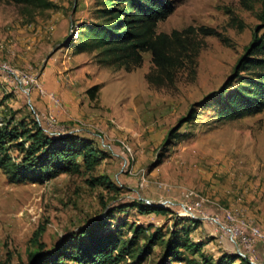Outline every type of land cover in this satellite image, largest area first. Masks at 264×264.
Instances as JSON below:
<instances>
[{
  "label": "rangeland",
  "instance_id": "374dc122",
  "mask_svg": "<svg viewBox=\"0 0 264 264\" xmlns=\"http://www.w3.org/2000/svg\"><path fill=\"white\" fill-rule=\"evenodd\" d=\"M169 1L174 10L158 23L157 33L192 28L197 56L194 69L180 70L172 83L160 87L145 79L152 69L149 53L139 68L126 72L100 63L95 51L75 52L81 25L92 23L101 8L98 0H51L54 8L34 12L0 1V63L27 73L46 95L34 89L26 97L0 74V129L9 120L34 129L38 114L46 135H74L91 143L99 157L93 170L40 184H10L0 171V264H28L30 252L75 247L82 230L138 202L167 212L140 215L127 208L111 214L97 233L123 226L120 232L129 238L130 227L150 226L149 233L160 230L167 239L179 221L187 241L202 245L200 254L215 264L222 254L238 255L239 245L210 221L198 219L192 227L184 210L191 208L200 218L218 216L221 222L230 212L264 229V110L225 118L235 87L215 96L234 76L254 34L263 33L258 27L264 0L251 6L242 0ZM201 27L219 37L203 36ZM95 86L90 98L87 91ZM193 109V120L165 146L171 130ZM100 177L113 187L90 185ZM190 193L202 199V208L194 207ZM39 227L43 231L33 245ZM163 250L155 246L143 264H160ZM182 253L204 264L199 254ZM248 255L264 262L263 253Z\"/></svg>",
  "mask_w": 264,
  "mask_h": 264
},
{
  "label": "trees",
  "instance_id": "16d2710c",
  "mask_svg": "<svg viewBox=\"0 0 264 264\" xmlns=\"http://www.w3.org/2000/svg\"><path fill=\"white\" fill-rule=\"evenodd\" d=\"M25 8L26 11H44L55 7L51 0H0ZM257 0H242L249 6ZM101 8L95 11L92 23H84L79 29L76 53L97 52L99 62L108 66L124 68L126 72L139 68L143 54L149 53L152 69L145 79L149 85L164 86L172 83L180 70L195 67L197 47L191 38L194 30L170 34L157 33V25L173 12L169 0H98ZM262 25L258 29L263 33L254 37L245 47L234 68V76L215 93L223 97L235 87L227 97L224 109L225 118H243L264 110V10L260 15ZM203 36L219 35L205 27L198 29ZM70 48H73L70 45ZM97 86L87 94L93 98ZM214 96V95H213ZM212 98V97H211ZM193 109L187 118L179 120L178 126L171 130L165 146H169L180 127L195 117ZM27 129L22 123L9 120L0 129V171L10 184H40L62 174H80L90 171L98 164V152L92 144L74 135L54 137L46 135L39 125ZM14 151V155L11 152ZM91 186L106 189L113 184L106 177L93 179ZM135 209L140 215L166 213L167 210L142 202L125 205L111 214ZM105 219L89 226L77 235L76 246L59 245L48 252L34 251L28 254V264H143L155 246L164 247L160 264H198L195 259L185 257L182 251L192 256L199 254L204 264L207 261L200 249L202 245L188 242L182 222H175L167 239L160 230L149 233L150 226L130 227L131 237L123 236L120 229L112 233L99 234L98 230L108 226L110 213ZM198 223L191 220L193 227ZM43 231L39 227L31 244H35ZM262 247V246H261ZM74 249L75 253L69 250ZM263 248V247H262ZM251 264L236 253L222 254L215 264Z\"/></svg>",
  "mask_w": 264,
  "mask_h": 264
},
{
  "label": "built area",
  "instance_id": "2783aa9c",
  "mask_svg": "<svg viewBox=\"0 0 264 264\" xmlns=\"http://www.w3.org/2000/svg\"><path fill=\"white\" fill-rule=\"evenodd\" d=\"M0 74L8 75L9 81L6 82L9 85H14L15 88H18L23 95L29 97L32 90L37 89L40 94L46 96L44 92L40 89L37 81H34L32 77H30L27 73L18 72L14 69H11L7 64L0 63ZM37 91V92H38ZM50 101L53 102L54 106H57V101L53 99V97H49ZM28 102H30L28 100ZM34 120L40 125V116L38 114H34ZM54 120V119H53ZM4 124L0 122V128ZM41 127V126H40ZM191 197L194 200V207L202 208L204 203L201 198L194 196L192 193L187 195V197ZM189 208L188 210H184L191 218V220H207L218 226L225 234H227L229 240L233 244L239 245L240 248H237L238 255L249 261L251 264H264L257 263L253 260V258L248 255L251 252H255V247L257 245H261L264 249V229L260 226L246 222L245 220H239L235 215L230 212L224 213L225 222H221L218 216H209L203 215L204 217H197L193 212H191ZM233 226V227H232ZM242 248V249H241Z\"/></svg>",
  "mask_w": 264,
  "mask_h": 264
},
{
  "label": "crops",
  "instance_id": "0c3cea01",
  "mask_svg": "<svg viewBox=\"0 0 264 264\" xmlns=\"http://www.w3.org/2000/svg\"><path fill=\"white\" fill-rule=\"evenodd\" d=\"M255 250L259 253V254H262L264 255V249L261 247V245H257L255 247Z\"/></svg>",
  "mask_w": 264,
  "mask_h": 264
}]
</instances>
